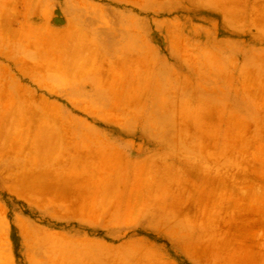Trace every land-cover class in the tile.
Wrapping results in <instances>:
<instances>
[{
	"label": "rangeland",
	"instance_id": "rangeland-1",
	"mask_svg": "<svg viewBox=\"0 0 264 264\" xmlns=\"http://www.w3.org/2000/svg\"><path fill=\"white\" fill-rule=\"evenodd\" d=\"M35 2L36 13L33 0H0V61L12 55L8 47L22 27L39 20L44 4L54 10V28L63 12L87 27L93 21L99 39L113 37L116 44L113 54L104 52L102 65L111 72L101 77V86L111 81L128 88V124L137 132L107 129L117 131L119 141L140 143L142 123L166 141L150 140L144 153L165 174H175L174 188L163 193L180 192L181 199L154 196L148 207L154 216L159 212L154 226L169 230L185 248L145 228L130 235L162 245V256L177 264H264V0ZM78 82L64 78L71 87ZM19 161L30 164L15 146L0 154L10 182L0 186V221L6 227L14 226L17 214L37 218L33 200L21 198H33V186L19 185ZM36 253L43 261L46 251ZM51 253L63 264L77 263L73 250Z\"/></svg>",
	"mask_w": 264,
	"mask_h": 264
},
{
	"label": "crops",
	"instance_id": "crops-1",
	"mask_svg": "<svg viewBox=\"0 0 264 264\" xmlns=\"http://www.w3.org/2000/svg\"><path fill=\"white\" fill-rule=\"evenodd\" d=\"M45 6L39 20L22 27L20 38L8 47L12 55L0 61V154L15 146L29 156V165L19 161L15 168L22 173L19 185L33 186V198L24 193L21 198L33 200L37 216L14 215V226L7 227L0 221V264H63L51 253L58 249L77 253L76 264L83 259L94 264H177L162 256V245L130 235L145 228L185 248L169 230L154 226L159 212L154 216L148 207L154 196L181 199L180 192L163 193L176 184L175 174H165L155 157L144 153H149L150 140L166 141L142 123L138 132L146 142L119 141L117 131L107 129L137 132L128 124L133 121L124 103L128 88L111 81L102 87L100 82L111 72L102 63L105 51L115 52V39H99L93 21L87 27L66 12L54 28V10ZM36 7L33 0L35 13ZM64 78L80 82L71 87ZM4 169L0 162V186L7 187ZM160 190V195L151 193ZM51 235L63 241H50ZM39 249L46 251L43 261L36 255Z\"/></svg>",
	"mask_w": 264,
	"mask_h": 264
}]
</instances>
